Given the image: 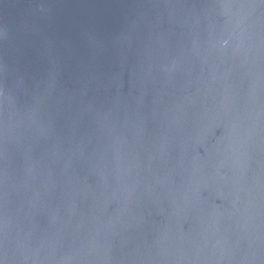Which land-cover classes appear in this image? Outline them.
<instances>
[{
	"label": "water",
	"instance_id": "obj_1",
	"mask_svg": "<svg viewBox=\"0 0 264 264\" xmlns=\"http://www.w3.org/2000/svg\"><path fill=\"white\" fill-rule=\"evenodd\" d=\"M0 264H264V0H0Z\"/></svg>",
	"mask_w": 264,
	"mask_h": 264
}]
</instances>
